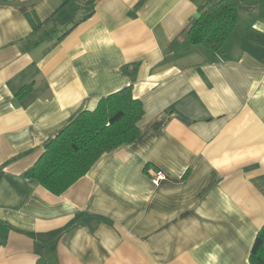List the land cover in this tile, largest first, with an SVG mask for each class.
<instances>
[{
  "label": "crops",
  "instance_id": "0c3cea01",
  "mask_svg": "<svg viewBox=\"0 0 264 264\" xmlns=\"http://www.w3.org/2000/svg\"><path fill=\"white\" fill-rule=\"evenodd\" d=\"M223 0H0V264H251L264 227V0L219 50L191 43ZM140 136L54 195L25 173L131 83ZM166 178L153 183L157 173Z\"/></svg>",
  "mask_w": 264,
  "mask_h": 264
},
{
  "label": "trees",
  "instance_id": "16d2710c",
  "mask_svg": "<svg viewBox=\"0 0 264 264\" xmlns=\"http://www.w3.org/2000/svg\"><path fill=\"white\" fill-rule=\"evenodd\" d=\"M97 1L63 0V5L74 4L82 12L81 21H86L94 14ZM240 6L236 0H223L201 7V17L188 31L191 43L221 49L237 26ZM138 68V63L124 66L122 71L130 78V85L102 98L95 110L81 112L49 139L25 176L59 196L86 176L104 154L134 143L144 116L142 102L133 95ZM250 263L264 264V227L255 239Z\"/></svg>",
  "mask_w": 264,
  "mask_h": 264
},
{
  "label": "built area",
  "instance_id": "2783aa9c",
  "mask_svg": "<svg viewBox=\"0 0 264 264\" xmlns=\"http://www.w3.org/2000/svg\"><path fill=\"white\" fill-rule=\"evenodd\" d=\"M165 176L160 172L157 173V175L153 179V183L158 185L161 181L165 180Z\"/></svg>",
  "mask_w": 264,
  "mask_h": 264
},
{
  "label": "water",
  "instance_id": "95a60500",
  "mask_svg": "<svg viewBox=\"0 0 264 264\" xmlns=\"http://www.w3.org/2000/svg\"><path fill=\"white\" fill-rule=\"evenodd\" d=\"M240 9L249 10L247 7H243V6H240ZM200 17H201L200 13H197L195 15V19H194L193 23H196Z\"/></svg>",
  "mask_w": 264,
  "mask_h": 264
},
{
  "label": "rangeland",
  "instance_id": "374dc122",
  "mask_svg": "<svg viewBox=\"0 0 264 264\" xmlns=\"http://www.w3.org/2000/svg\"><path fill=\"white\" fill-rule=\"evenodd\" d=\"M76 8V7H75ZM81 12V11H80Z\"/></svg>",
  "mask_w": 264,
  "mask_h": 264
}]
</instances>
